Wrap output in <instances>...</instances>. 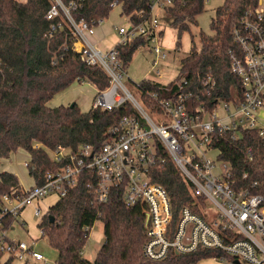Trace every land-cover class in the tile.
<instances>
[{"label": "trees", "instance_id": "1", "mask_svg": "<svg viewBox=\"0 0 264 264\" xmlns=\"http://www.w3.org/2000/svg\"><path fill=\"white\" fill-rule=\"evenodd\" d=\"M61 1L66 6L76 2L77 7L70 8L72 18L91 24L106 19L114 2L121 7V15L140 23L149 15L151 0ZM52 4L53 0H0V161L18 148H24L30 154L26 165L37 185L45 182L47 172L62 167V163L51 158L50 150L60 146L76 151L83 144L97 150L110 126L124 115L136 113L130 103L112 110L91 108L89 111H82L77 103L47 105L55 94L75 81H89L99 90L110 84V77L101 65L87 64L73 50L76 38L66 14L61 11L54 19L46 17ZM205 4L206 0H176L165 8L177 28L178 44L183 32L198 23L197 15L204 11ZM258 4L259 0H223L211 21L213 33L200 31L201 48L197 49L193 43L190 52L181 58L179 75L174 80L168 84L140 82L145 90L142 98L149 110H162L160 100L173 99L179 93L184 95L191 112L199 107L211 111L220 100L240 103L243 99L241 77L231 64V52L240 50L233 30L246 11ZM141 9L146 12L144 18L138 15ZM53 25L57 27L53 29ZM146 43L142 37L126 44L117 43L123 65L127 66L136 50ZM155 92L158 98L149 94ZM212 145L220 148L219 158L230 164L235 187L248 188L264 196V136L258 128L243 129L238 138L216 133ZM152 175L169 191L176 210L189 205L199 212L193 205L198 197L173 161L155 166ZM96 180L94 172L83 171L79 182L48 208L38 224L44 229L42 236L58 251L57 264H195L207 258L230 259L217 249L185 254L171 252L163 260L147 258L143 253L144 207L127 205L119 187L113 188L107 201H98L95 191L88 186ZM14 191L25 194L17 174L3 171L0 197ZM98 219L103 223L105 241L95 259L90 260L84 256L83 249ZM15 220L9 216L7 228ZM13 261L15 257L8 256L0 264Z\"/></svg>", "mask_w": 264, "mask_h": 264}, {"label": "built area", "instance_id": "2", "mask_svg": "<svg viewBox=\"0 0 264 264\" xmlns=\"http://www.w3.org/2000/svg\"><path fill=\"white\" fill-rule=\"evenodd\" d=\"M175 1L151 0L149 15L142 22L134 23L128 18L129 26L118 27L117 43L126 44L142 37L153 44L157 59L166 58L167 52L159 44L162 35L159 21L152 13L155 7L166 8ZM71 7H77V3L66 6L61 0H53L46 17L54 19L63 11L76 38L73 50L87 64H99L108 73L110 84L105 89H97L92 108L112 110L130 103L136 113L124 115L110 126L97 150L89 144H83L76 151L60 146L50 150L51 158L62 163L60 169L47 172L43 184L34 182L31 187H23V195L14 191L0 197V252L15 257L18 264H30L31 260L47 263L43 253L35 248L36 240L29 243L10 236L6 219L9 216L19 218L31 206L41 221L48 209L43 210L40 199L49 194H57L59 198L65 196L68 189L79 182L81 173L88 170L97 175L96 182L88 186L95 191L98 201H107L113 188L119 187L127 205L144 207L146 240L143 253L147 258L163 260L171 252L185 254L199 249H217L230 258L222 256L220 260L264 264V196L248 188L235 187L230 164L219 158L220 148L212 145L216 133L238 138L243 129L258 128L264 136V129L258 127V113L264 107L262 0L257 7L246 11L233 30L240 50L231 52V64L241 77L242 101L220 100L211 111L199 107L196 112L189 110L182 93L173 99L160 100L162 110L151 112L142 98L145 90L140 82L137 83L141 90L140 101L124 85L126 66L119 58L116 45L103 50L92 41L90 36L103 20L91 24L85 20L76 22L70 14ZM138 15L144 18L145 10L141 9ZM56 27L53 25V29ZM152 70L156 77H147L144 81L170 82H162L163 70L157 66V60ZM149 94L158 98L156 92ZM220 107L223 114L219 112ZM148 112L157 116L158 124ZM212 149L217 151L220 167L208 154ZM169 161L177 165L192 193L198 197L193 205L199 212L189 205L176 210L169 191L153 179V168ZM40 231L43 235L44 229Z\"/></svg>", "mask_w": 264, "mask_h": 264}, {"label": "rangeland", "instance_id": "3", "mask_svg": "<svg viewBox=\"0 0 264 264\" xmlns=\"http://www.w3.org/2000/svg\"><path fill=\"white\" fill-rule=\"evenodd\" d=\"M264 5V0H262ZM223 3V0H208L205 4V9L199 15H197V24H191L190 31L185 30L182 34L180 44L177 43V28L173 25V17L166 11L165 8L155 7L152 15L156 16L159 21V27L162 31V35L159 39V44L163 47V50L167 52L166 58L157 59V55L153 51V44L150 41L141 47H139L134 53L131 61L125 67L126 75L123 78L124 85L137 99L141 100V90L137 83L141 82L147 77L155 78L156 74L152 70L154 61L157 60V66H160L163 70L162 82L167 83L174 80L179 75L181 67V58L187 55L194 43L197 49L201 48L202 41L200 37V31L212 34L211 21L215 16V9ZM121 7L115 5L109 16L104 19L97 27L106 30V39L98 40V47L103 50L107 49L109 41H112L115 36H118V27L120 25H130L128 17L121 15ZM95 35V34H94ZM91 35V39L97 36ZM97 39V38H96ZM97 94V87L89 81H75L66 89L55 94L48 102L47 105L54 107L59 105H70L77 103L82 111H89L92 108L94 98ZM219 112L223 114V109L220 107ZM155 123H159L157 116L148 112ZM259 123L258 127L264 129V107H262L258 113ZM209 156L214 158L218 167L221 166L219 160H217V151L209 150ZM30 160V154L24 148H18L13 151L9 157L3 158L0 161V174L3 171H12L17 174L20 183L24 187H31L34 184L33 177L31 176L26 162ZM59 196L57 194H49L40 199V203L43 210H47L53 205ZM24 219L26 220L25 223ZM40 218L33 213V207H28L22 212V216L14 221L9 228V234L11 237L26 240L29 243L35 241V248L41 251L44 257L48 260L47 263L43 261L31 260L30 264H50L51 262L58 261V251L55 249L47 239L46 236H42L39 228ZM37 238V239H36ZM105 241V233L103 223L100 219L96 220L91 228L88 240L83 249V254L86 258L94 260L97 251ZM8 254L3 253L0 257V263H4ZM208 259V258H207ZM215 259V258H214ZM206 260V259H202ZM202 260L195 264H204ZM221 261L220 259H216ZM19 261L15 260L11 264H18ZM241 264H246L241 260Z\"/></svg>", "mask_w": 264, "mask_h": 264}, {"label": "crops", "instance_id": "4", "mask_svg": "<svg viewBox=\"0 0 264 264\" xmlns=\"http://www.w3.org/2000/svg\"><path fill=\"white\" fill-rule=\"evenodd\" d=\"M106 35H107V33H106V30H104L103 28H97L96 29V32H95V35L94 36H97L96 38L94 37V40L92 39V41L94 42V43H96V45H97V43H98V40H102V39H106ZM119 35L118 36H115L114 38H113V40L112 41H109V45L110 46H107V48H109V47H112V46H114V45H116L117 44V42L119 41ZM34 180V179H33ZM34 182V181H33ZM22 185V184H21ZM23 186V185H22ZM24 187V186H23ZM24 188H27V187H24ZM21 216H22V214H21ZM26 222V220L24 219V222L23 223H25ZM204 261V262H203ZM202 262L204 263V264H241V261H239L238 259H233L232 260V263H230V262H228V261H224V260H221V261H218V260H216V259H214V258H208V259H206V260H202Z\"/></svg>", "mask_w": 264, "mask_h": 264}, {"label": "water", "instance_id": "5", "mask_svg": "<svg viewBox=\"0 0 264 264\" xmlns=\"http://www.w3.org/2000/svg\"><path fill=\"white\" fill-rule=\"evenodd\" d=\"M71 105H73V104H71ZM51 220L53 221V220H54V218H53V217H51Z\"/></svg>", "mask_w": 264, "mask_h": 264}]
</instances>
